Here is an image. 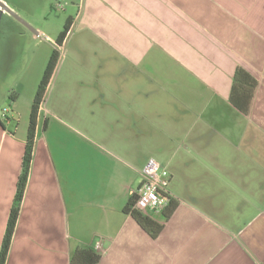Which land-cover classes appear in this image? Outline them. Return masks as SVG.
Masks as SVG:
<instances>
[{
    "label": "crops",
    "instance_id": "0c3cea01",
    "mask_svg": "<svg viewBox=\"0 0 264 264\" xmlns=\"http://www.w3.org/2000/svg\"><path fill=\"white\" fill-rule=\"evenodd\" d=\"M65 2L47 88L57 107L38 109L5 264H69L76 250L98 264H264V0ZM50 55L27 56L0 86V245ZM237 68L257 81L248 115L229 102ZM63 102L70 115L56 117ZM53 122L63 131L49 138ZM150 158L170 173L174 205L150 218L154 237L123 212Z\"/></svg>",
    "mask_w": 264,
    "mask_h": 264
},
{
    "label": "rangeland",
    "instance_id": "374dc122",
    "mask_svg": "<svg viewBox=\"0 0 264 264\" xmlns=\"http://www.w3.org/2000/svg\"><path fill=\"white\" fill-rule=\"evenodd\" d=\"M0 1L5 5L9 12L16 15L20 21L37 32V35H35L24 24L13 18L8 12L2 11L0 8V86H2L15 81L14 75H19L18 73L21 68L22 70L24 69V65L28 60L27 56L51 54L55 38L58 36V32L62 30V26L66 22L69 9L64 7L62 10L63 2L65 3L67 0ZM47 36L53 37V42L47 41L45 39ZM3 55L4 58L5 55H14V60L10 66L4 61ZM29 78L31 83H37V78L32 76V74ZM53 94L54 87H50L43 100L45 105L48 104L57 107L53 104ZM8 103L9 100H7L5 106L8 105ZM63 103L64 104L59 105L58 110L56 109V117L65 118L63 113L70 115V105L65 102ZM66 121L81 133L91 131L89 129L91 127H89L88 124H85L84 121L81 125L72 123L69 120ZM62 131V128L53 122L50 129L47 130V134H49V138H52L53 134L61 133ZM74 139L76 140V138ZM76 142L81 152L90 149V147L85 145L82 140L72 141V144Z\"/></svg>",
    "mask_w": 264,
    "mask_h": 264
},
{
    "label": "trees",
    "instance_id": "16d2710c",
    "mask_svg": "<svg viewBox=\"0 0 264 264\" xmlns=\"http://www.w3.org/2000/svg\"><path fill=\"white\" fill-rule=\"evenodd\" d=\"M69 27L70 20H66L61 33L57 36L56 40L54 41L53 50L51 52L45 71L33 98L29 115V124L24 146V152L21 160L20 174L17 179L13 202L9 211L5 232L0 245V264L6 263L12 236L20 212L21 202L23 200L25 187L27 184L33 155L35 127L38 109L43 102L49 81L60 58L61 46L69 30ZM256 88L257 81L241 68H237L233 75L231 92L229 97V102L231 106L237 111H239L241 114L248 115L250 112V107L252 105ZM134 201L135 196L132 195L123 212L125 214H130L139 227L145 230L146 233H148L151 237H154L161 230V226L153 222L150 218H142L140 213L136 211H131V207L133 206ZM173 210L174 205L169 202L168 207L162 213L163 218L168 219ZM98 260L99 256H97L94 251L76 250L71 255L69 264H98Z\"/></svg>",
    "mask_w": 264,
    "mask_h": 264
},
{
    "label": "built area",
    "instance_id": "2783aa9c",
    "mask_svg": "<svg viewBox=\"0 0 264 264\" xmlns=\"http://www.w3.org/2000/svg\"><path fill=\"white\" fill-rule=\"evenodd\" d=\"M66 2H63L62 10ZM9 113L8 109H3V118ZM171 175L155 159L146 161L140 172V183L138 188L132 192L135 201L131 211H136L148 218H152L167 208L171 201L172 194L169 190ZM96 250H100L99 242L95 245Z\"/></svg>",
    "mask_w": 264,
    "mask_h": 264
},
{
    "label": "water",
    "instance_id": "95a60500",
    "mask_svg": "<svg viewBox=\"0 0 264 264\" xmlns=\"http://www.w3.org/2000/svg\"><path fill=\"white\" fill-rule=\"evenodd\" d=\"M0 8L2 11H6L8 12L13 18H15L16 20H18L19 22H21L22 24H24L30 31H32L35 35H37V32L35 30H33L31 27H28L25 23H23L22 21H20L16 15H14L13 13L9 12L8 9L5 7V5L0 1Z\"/></svg>",
    "mask_w": 264,
    "mask_h": 264
}]
</instances>
